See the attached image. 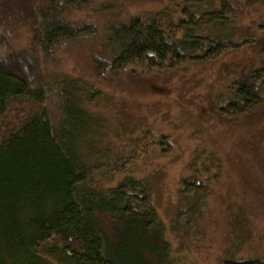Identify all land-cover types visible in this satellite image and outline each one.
I'll list each match as a JSON object with an SVG mask.
<instances>
[{
    "label": "rangeland",
    "instance_id": "1",
    "mask_svg": "<svg viewBox=\"0 0 264 264\" xmlns=\"http://www.w3.org/2000/svg\"><path fill=\"white\" fill-rule=\"evenodd\" d=\"M226 1L230 31L226 26L221 30L247 44L210 63L103 69L102 61L109 58L102 43L112 21L138 17H157L166 27L174 24L175 38L182 37L183 31L175 28L180 20L201 17L198 35L215 36L217 28L206 21L220 0H126L121 8L119 3L111 8L108 0H81L67 15L91 25L90 34L61 40L41 56L46 75L97 90L87 104L99 123L90 178L108 188L126 178L140 182L141 193L155 207L172 264L264 259V101L237 118L219 112L238 73L264 65V0ZM27 43L21 35L15 45ZM7 52L0 46V58ZM47 107L58 127V103L51 99ZM3 132L0 125V138ZM194 183L196 190H189ZM196 201L198 212L187 213ZM99 220L105 229L111 225L105 216Z\"/></svg>",
    "mask_w": 264,
    "mask_h": 264
},
{
    "label": "trees",
    "instance_id": "2",
    "mask_svg": "<svg viewBox=\"0 0 264 264\" xmlns=\"http://www.w3.org/2000/svg\"><path fill=\"white\" fill-rule=\"evenodd\" d=\"M108 1L111 8L117 3L121 8L126 0ZM81 4L0 0V46L8 51L0 58V264H172L155 207L141 193L140 182L126 178L108 188L90 178L99 123L87 104L97 90L43 71L41 56L55 44L90 34L91 25L67 15ZM219 4L206 21L217 34L207 38L197 33L203 31L201 17L180 20L175 25L183 31L180 38L171 34L172 24L166 27L157 17L112 21L102 43L109 60L99 65L210 63L241 49L246 40L221 30L230 31V7L226 0ZM21 35L28 43L16 46ZM227 91L222 115L237 118L255 111L264 101V65L244 68ZM51 99L61 111L58 127L47 107ZM26 104L34 109H23ZM197 186L190 184L194 189L189 190ZM199 203L188 206L187 213L198 212ZM101 216L109 218L108 229ZM222 264H264V259L231 258Z\"/></svg>",
    "mask_w": 264,
    "mask_h": 264
}]
</instances>
